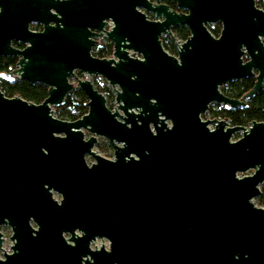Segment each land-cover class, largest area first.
I'll return each instance as SVG.
<instances>
[{
	"label": "water",
	"instance_id": "95a60500",
	"mask_svg": "<svg viewBox=\"0 0 264 264\" xmlns=\"http://www.w3.org/2000/svg\"><path fill=\"white\" fill-rule=\"evenodd\" d=\"M161 1L0 0V57L17 58L1 77L47 88L38 105L0 91V227L12 232L0 264H264V209L254 203L264 123L202 120L211 104L244 106L263 88L264 13L252 0H174L180 13ZM248 13L254 33L237 27ZM213 22L223 24L218 39ZM36 23L42 31L30 30ZM179 26L189 37L173 56L161 38ZM101 38L113 46L109 59L92 55ZM252 69L242 102L221 94ZM76 72L103 79L115 109ZM72 79L88 111L69 122L52 107ZM97 138L112 160L93 152ZM96 238L108 250L92 251Z\"/></svg>",
	"mask_w": 264,
	"mask_h": 264
},
{
	"label": "trees",
	"instance_id": "16d2710c",
	"mask_svg": "<svg viewBox=\"0 0 264 264\" xmlns=\"http://www.w3.org/2000/svg\"><path fill=\"white\" fill-rule=\"evenodd\" d=\"M173 37L165 36L161 38L163 49L170 55H174V40L185 41L189 37V32L184 26L172 29ZM112 44L103 40L101 44L93 49L92 55L99 59H109L112 56ZM16 58L0 57V75L15 69ZM252 82L250 80L234 81L229 84L227 97L240 99L250 91ZM98 92H102L96 87ZM0 91L7 98L20 97L33 104H41L47 97V88L40 84L31 85L26 81L16 80L12 83L4 82L0 79ZM72 93L77 94L78 101H71L66 98L64 103L57 107L62 119L73 122L87 114V99L82 91L76 89ZM109 95V94H108ZM113 99V95H111ZM111 101V99H110ZM222 117H226L231 126L248 127L252 122L264 123V88L253 97L246 109L236 111H222ZM259 197L255 199V205L264 209V185L260 189Z\"/></svg>",
	"mask_w": 264,
	"mask_h": 264
},
{
	"label": "flooded vegetation",
	"instance_id": "af4514ba",
	"mask_svg": "<svg viewBox=\"0 0 264 264\" xmlns=\"http://www.w3.org/2000/svg\"><path fill=\"white\" fill-rule=\"evenodd\" d=\"M60 1H62V0H60ZM253 1V8L256 10V11H260V12H262V13H264V0H252ZM161 3L162 4H165L166 6H168L169 7V9H171L172 11H175V12H182L181 10H179L178 8H177V6H176V3H175V1L174 0H162L161 1ZM146 15H147V18L149 19V20H153L154 19V16L152 15V14H150V13H146ZM254 19H253V17L251 16V14H249L248 13V15H247V17H246V19L245 20H241V21H239L238 23H237V27L240 29V32L242 31L241 29L242 28H245V32H249V33H254V30H255V26H256V24L254 23ZM180 27V26H179ZM222 29H223V24H222V22H213V23H211L208 27H207V30H208V32L211 34V36L213 37V38H215V39H218L219 37H220V35H221V32H222ZM30 30H32V31H35V32H40V31H42V25H40V24H38V23H36V24H31L30 25ZM242 34V33H241ZM258 39H259V41H260V43H261V45H262V47H263V49H264V38L263 37H261V36H259L258 37ZM103 40H106V41H108L107 39H99L98 40V43H97V45L93 48V49H95L96 47H98L100 44H101V42L103 41ZM12 47H14V48H16V49H23L24 47H25V45H23V44H21V43H17V42H13L12 43ZM93 49H92V51H93ZM241 52H242V55H241V61H242V64H245V63H247V62H249L250 61V57H249V55H248V53H247V51L245 50V48H244V46H242L241 47ZM12 58H15V57H12ZM17 59V58H16ZM16 67V66H15ZM14 70V69H13ZM13 70H11V71H9V72H6V73H4V74H8V73H10V72H12ZM251 74H252V77H247V78H243V79H238V80H234V81H240V80H250V82H252V88L250 89V91L253 89V87H254V85H255V83H256V77H257V75H258V73H257V71L256 70H254V69H252L251 70ZM0 79L2 80V81H4V82H8V83H12L13 81H16V80H18L17 78H12L11 80H9V78H2L1 77V75H0ZM234 81H231V82H229V83H227L226 85H224V86H222V87H220V92H221V94H223L225 97H227V93H228V87H229V84H231L232 82H234ZM263 88H264V81H263ZM262 88V89H263ZM262 89L258 92V93H260L261 91H262ZM249 91V92H250ZM249 92H247V93H249ZM246 93V94H247ZM257 93V94H258ZM246 94H244L240 99H234V98H229V97H227V98H229V99H234V100H237V101H241L242 102V98L246 95ZM256 94V95H257ZM256 95H254L253 97H255ZM253 97H251L250 99H248V100H245L244 101V106H237L236 108H231V107H229V106H226V105H221V104H215V106L218 108L217 109V111H214V112H211V120H204L203 118H202V120L203 121H213V120H226L227 122H228V124L230 125V123H229V121H228V119L226 118V117H222V111H236V110H242V109H246L247 108V103L253 98ZM209 109V108H208ZM111 110V109H110ZM208 111V110H207ZM206 111V112H207ZM206 114V113H205ZM204 114V115H205ZM203 115V116H204ZM202 116V117H203ZM231 126V125H230ZM211 129H212V127H211ZM97 144V143H96ZM110 145V144H109ZM96 146V145H95ZM94 146V147H95ZM112 147V146H111ZM94 149V148H93ZM112 150H113V148H112ZM94 152V151H93ZM88 157V156H87ZM112 157H113V155H112ZM104 158V157H103ZM92 159V158H91ZM106 159V158H105ZM113 159V158H112ZM111 159V160H112ZM109 160V159H108ZM94 161V160H93ZM94 163V162H93ZM92 164V163H91ZM1 228V227H0ZM10 228V227H9ZM1 233V232H0ZM2 234V233H1ZM66 238H67V236H65ZM2 238H3V235H2ZM97 240H104V239H98V238H96L93 242H91L90 243V249L92 250V251H96V250H99V249H93L92 248V245L93 244H95V242L97 241ZM108 242V241H107ZM3 243V242H2ZM1 246V245H0ZM108 248H109V242H108V247H107V249H105V250H108Z\"/></svg>",
	"mask_w": 264,
	"mask_h": 264
},
{
	"label": "rangeland",
	"instance_id": "374dc122",
	"mask_svg": "<svg viewBox=\"0 0 264 264\" xmlns=\"http://www.w3.org/2000/svg\"><path fill=\"white\" fill-rule=\"evenodd\" d=\"M75 75H76V79L89 80L95 89H96V87H99L100 90L102 91L100 93L103 94V96L106 99L107 107L111 110L115 109L114 92L111 89V87L103 79H101L100 77H94V76L88 78L86 75L81 74L79 72H76ZM76 79L70 80V83L73 85V90L66 97V98H69L71 101H78L77 94L72 93L73 91L78 89L76 87ZM111 95H113V99H112V97H110ZM66 98H65V100H66ZM110 99H111V101H110ZM217 109L218 108L215 106V104H211L209 106L208 111L206 112V114L202 118L204 120H211V112L217 111ZM52 110H53V117L54 118L59 119V120H63L60 112L57 111V107H52ZM63 121H66V120H63ZM248 127H245V128H248ZM83 133H84L85 139H88L90 137V134H88L86 131H83ZM239 138H241L240 132L234 134L231 138V141H236ZM93 151L96 154H98L99 156L104 157L106 159L111 160L113 158L112 157V155H113L112 147H111V145H109L108 141L104 138H97V144L94 147ZM86 162L88 165H90L94 161L90 157H86ZM251 174H252V171H249V172L245 173L244 175H251ZM263 185L260 186V189ZM54 199L59 200V197L57 195H54ZM254 203H255V200H254ZM0 232L3 235V243L1 244V247H0V249H1L0 250V259H3V253L4 252H5V254H11L10 247H12V242L10 241L9 238L11 237L12 232L8 226H2L0 228ZM102 246H103V248L107 249L108 242L106 240H97L95 242V244L92 245V248L95 249V247H96V249H100V247H102Z\"/></svg>",
	"mask_w": 264,
	"mask_h": 264
},
{
	"label": "built area",
	"instance_id": "2783aa9c",
	"mask_svg": "<svg viewBox=\"0 0 264 264\" xmlns=\"http://www.w3.org/2000/svg\"><path fill=\"white\" fill-rule=\"evenodd\" d=\"M153 20H156V19L154 18ZM110 28H111V24L109 23L108 26L104 28V30H105V31H108ZM167 36H169V35H167ZM170 36L173 37V33H171ZM163 37H165V36H163ZM182 42H183V41H181V40H177V39L174 40V49H175V53H174L173 56H176V52H177V50H178V48H179V46H180V44H181ZM175 44H176L177 46H176ZM111 57H112V56H111ZM111 57H110V58H111Z\"/></svg>",
	"mask_w": 264,
	"mask_h": 264
}]
</instances>
